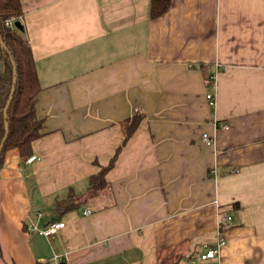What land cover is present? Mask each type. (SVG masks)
<instances>
[{
    "label": "crops",
    "instance_id": "obj_1",
    "mask_svg": "<svg viewBox=\"0 0 264 264\" xmlns=\"http://www.w3.org/2000/svg\"><path fill=\"white\" fill-rule=\"evenodd\" d=\"M21 6L43 135L38 160L10 150L0 169V264H187L220 237L198 264H264V0H170L155 19L150 0ZM71 193L87 200L55 214Z\"/></svg>",
    "mask_w": 264,
    "mask_h": 264
},
{
    "label": "trees",
    "instance_id": "obj_2",
    "mask_svg": "<svg viewBox=\"0 0 264 264\" xmlns=\"http://www.w3.org/2000/svg\"><path fill=\"white\" fill-rule=\"evenodd\" d=\"M169 5L170 0H150V18L162 16L169 9ZM22 15L21 0H0V40L3 42V46H0V60L3 63V70L0 72V169L10 150H17L24 161L32 156V143L43 135L42 122L36 117L37 96L42 89L30 47L23 35ZM9 19L13 20L12 28L6 25ZM16 21L20 22L22 30L14 26ZM12 85L13 96L5 112ZM140 122L141 116L132 119L126 130L124 144L114 151L108 164L98 166V170L90 176L91 194L106 190L108 182L105 174L115 164L120 151L135 134ZM86 200L84 196L71 193L66 199L56 201L53 212L60 215L78 209Z\"/></svg>",
    "mask_w": 264,
    "mask_h": 264
},
{
    "label": "built area",
    "instance_id": "obj_3",
    "mask_svg": "<svg viewBox=\"0 0 264 264\" xmlns=\"http://www.w3.org/2000/svg\"><path fill=\"white\" fill-rule=\"evenodd\" d=\"M6 25L9 28H12L13 26V20L9 19L8 21H6ZM206 101L208 102L209 105H213L214 104V97L213 95H206ZM224 129H227V126H223ZM202 142L206 145V146H211L213 144V139L207 134V133H203L201 136ZM38 160L36 156L32 155L30 157L25 158V162L30 164L34 161ZM90 213V211H84L83 214L88 215ZM230 217L227 216V220H229ZM64 226L63 222L60 221H53L51 222L46 229L42 230V231H38V234L43 236V237H51L53 235H55L60 229H62ZM225 245V240L224 238L220 237L218 238L217 242L213 245H204L203 246V251L201 253H199L198 257L196 259H191L189 261H187V264H198V262H206L208 260H215L216 258L219 257L220 254V250L221 248ZM220 264V263H217Z\"/></svg>",
    "mask_w": 264,
    "mask_h": 264
},
{
    "label": "water",
    "instance_id": "obj_4",
    "mask_svg": "<svg viewBox=\"0 0 264 264\" xmlns=\"http://www.w3.org/2000/svg\"><path fill=\"white\" fill-rule=\"evenodd\" d=\"M14 26L19 29V30H22V26L20 24V22L16 21L14 23ZM0 46H3V42L0 40ZM12 83L14 84L15 83V78H13L12 80ZM13 92H14V86L12 85L11 87V90H10V95H9V99H8V102H7V106L5 107V112L7 111V108H8V105H9V101L11 100L12 96H13ZM4 116H5V113H4ZM5 130L7 132V127H5ZM0 150H1V146H0ZM79 212H81V209L79 210Z\"/></svg>",
    "mask_w": 264,
    "mask_h": 264
}]
</instances>
